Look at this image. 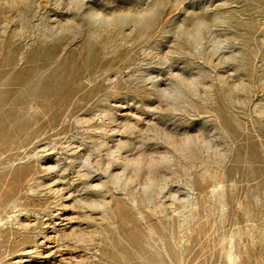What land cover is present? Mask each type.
<instances>
[{
  "label": "rangeland",
  "instance_id": "rangeland-1",
  "mask_svg": "<svg viewBox=\"0 0 264 264\" xmlns=\"http://www.w3.org/2000/svg\"><path fill=\"white\" fill-rule=\"evenodd\" d=\"M263 151L264 0H0V264H264Z\"/></svg>",
  "mask_w": 264,
  "mask_h": 264
},
{
  "label": "bare ground",
  "instance_id": "bare-ground-1",
  "mask_svg": "<svg viewBox=\"0 0 264 264\" xmlns=\"http://www.w3.org/2000/svg\"><path fill=\"white\" fill-rule=\"evenodd\" d=\"M263 155H264V151H263ZM264 160V159H263ZM259 176H261V175H259ZM259 177H257V179H258ZM129 179H131V178H129ZM244 197L242 196V194H239L238 195V202H239V206H240V209H239V213L240 214H242V202H243V199ZM243 216V215H242ZM228 260L230 261V264H232V260H231V256L229 255L228 256Z\"/></svg>",
  "mask_w": 264,
  "mask_h": 264
}]
</instances>
